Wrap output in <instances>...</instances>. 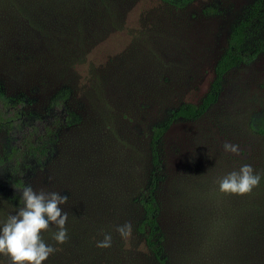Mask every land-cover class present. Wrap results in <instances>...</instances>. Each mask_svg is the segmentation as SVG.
<instances>
[{"label": "rangeland", "instance_id": "1", "mask_svg": "<svg viewBox=\"0 0 264 264\" xmlns=\"http://www.w3.org/2000/svg\"><path fill=\"white\" fill-rule=\"evenodd\" d=\"M246 18L242 46L250 50L264 42V0L0 3V93L21 102L26 122L60 117L45 160L24 174V185L68 197L60 205L68 212L60 257L77 250L84 264H158L145 246L136 202L154 173L152 128L179 104L200 101L232 26ZM262 116L264 52L223 74L203 115L175 119L159 138L154 197L168 264H180L193 209L207 208L217 223L226 219L222 197L212 194L220 191L216 179L260 163ZM9 144L0 130V156ZM3 177L0 171V196L13 191ZM126 222L132 230L122 237L116 228ZM106 234L111 246L98 247Z\"/></svg>", "mask_w": 264, "mask_h": 264}, {"label": "trees", "instance_id": "2", "mask_svg": "<svg viewBox=\"0 0 264 264\" xmlns=\"http://www.w3.org/2000/svg\"><path fill=\"white\" fill-rule=\"evenodd\" d=\"M15 0H0L5 5ZM173 5H182L188 0H162ZM249 19L235 23L227 39L224 52L217 58L213 67V78L208 89L197 104L181 103L170 112L165 122L152 128L150 136V161L154 173L146 187L137 199V205L142 210L141 226L146 227L144 236L145 246L151 252L158 264H168L165 254V237L161 233L158 220L159 205L154 197L156 186L155 173L160 171L161 164L157 152V142L169 125L178 118L194 120L199 118L207 108L216 101L220 90L223 74L229 69L253 61L257 55L264 52V42L250 50L243 48L242 43ZM53 104L60 106L61 100L55 99ZM64 110V109H63ZM64 113V119L69 120V114ZM60 117L55 116L48 124L37 125L26 122L21 111V102L10 101L0 93V130L10 138V144L4 154L0 156V171L3 178L13 191L0 196V222L15 214L22 206L20 191L24 185V174L31 165H41L52 147ZM257 133L264 141V116L260 118ZM260 174V182L251 193L244 195L213 191L222 197L223 211L226 219L217 223L213 212L205 208L191 211L185 234L189 243L178 252L180 264H264V144L261 150V161L254 169ZM231 202V205L229 203ZM234 204V206L232 205ZM216 213L217 209L214 210ZM139 227H137L138 229ZM141 229V227H140ZM54 232L50 228L41 233L48 244L53 239ZM60 244L56 251L42 264H84L85 259L76 250L60 257ZM62 249V248H61ZM170 260L172 256L170 254ZM0 262L9 264V258L0 254Z\"/></svg>", "mask_w": 264, "mask_h": 264}, {"label": "clouds", "instance_id": "3", "mask_svg": "<svg viewBox=\"0 0 264 264\" xmlns=\"http://www.w3.org/2000/svg\"><path fill=\"white\" fill-rule=\"evenodd\" d=\"M225 148L228 150L229 146ZM230 150L235 151V148ZM260 179V174L255 173L251 165L244 164L239 170L218 177L216 183L223 193L244 195L251 193L259 185ZM18 190L22 206L15 214H10L5 221L0 222V254L9 258V264H42L57 250L44 241L41 235L43 231L54 224L58 230L53 234V239L58 244L68 240L65 227L68 212H62L60 207L67 203L68 197L56 191L34 189L30 184ZM116 230L122 237H127L132 230L131 222L118 225ZM111 242V235L106 234L97 246L107 248Z\"/></svg>", "mask_w": 264, "mask_h": 264}]
</instances>
